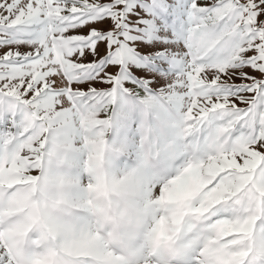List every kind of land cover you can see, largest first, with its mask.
Instances as JSON below:
<instances>
[{
    "label": "snow or ice",
    "instance_id": "obj_1",
    "mask_svg": "<svg viewBox=\"0 0 264 264\" xmlns=\"http://www.w3.org/2000/svg\"><path fill=\"white\" fill-rule=\"evenodd\" d=\"M0 264H264V0H0Z\"/></svg>",
    "mask_w": 264,
    "mask_h": 264
}]
</instances>
